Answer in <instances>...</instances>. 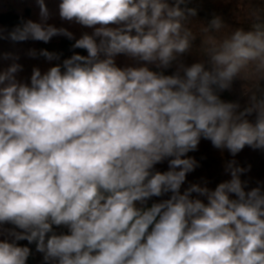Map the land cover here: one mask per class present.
<instances>
[{
	"label": "clouds",
	"instance_id": "clouds-1",
	"mask_svg": "<svg viewBox=\"0 0 264 264\" xmlns=\"http://www.w3.org/2000/svg\"><path fill=\"white\" fill-rule=\"evenodd\" d=\"M189 2L61 0L62 21L92 29L72 45L87 55L43 74L34 68L30 84L16 79L18 63L0 71V233L13 238L0 240V264H26L30 249L21 240L35 243L45 264H264V192L245 190L248 169L231 162V179L214 190L180 191L198 166L184 157L202 138L233 156L245 146L264 150V7L249 10L248 30L218 38L211 34L225 28L218 16L203 27L210 68L150 70L192 48L197 35L185 22L197 9ZM36 3L40 21H23L6 37L0 29V39H73L47 23L45 0ZM120 54L142 66L118 67ZM236 78L251 81L242 110L218 94ZM253 113L255 123L247 119ZM167 158L168 171H152Z\"/></svg>",
	"mask_w": 264,
	"mask_h": 264
},
{
	"label": "trees",
	"instance_id": "trees-1",
	"mask_svg": "<svg viewBox=\"0 0 264 264\" xmlns=\"http://www.w3.org/2000/svg\"><path fill=\"white\" fill-rule=\"evenodd\" d=\"M61 0H45L46 6L51 10L59 9ZM171 3L172 0H169ZM58 4V5H57ZM184 7V5H181ZM187 7L197 9V15L187 19L186 26L192 28V31L197 38L193 41L192 48L177 57L176 61L166 69L157 68L156 65H147L150 70L163 72L165 75H172L176 72L179 64L190 66L193 63L204 62L205 67L210 68L208 57L203 53L202 38L205 34L202 32L203 27H207L214 17H220L225 26L218 33H211L218 38L227 35L236 28L243 27L248 30L249 20L248 12L250 9L264 7V0H190ZM39 12V7L36 0H0V29H3V35L6 37L14 27L21 24L23 21L32 20L39 22L36 18ZM49 21V20H48ZM51 21L56 22V27H66V24H71L67 21H62L57 15H52ZM75 25V26H74ZM76 24L73 23V28ZM70 31V30H69ZM71 32V31H70ZM85 32L89 34L92 29L84 28L73 29V39L65 36H55L47 43L43 41L27 40L23 42H13L10 39H0V71L6 70L13 62L22 66V69L16 74V79L21 83H29L34 68H38L41 73L47 72L51 67L57 64L62 65L64 59L70 58L73 54L87 55L84 49H75L72 45L76 39H79ZM42 50H47L51 53L59 55L58 60L48 61L40 55ZM35 52V56L30 55ZM5 54H10V57L5 59ZM115 62L118 67L126 66H142V62L132 60L126 55L120 54L115 57ZM63 71V68H62ZM251 81H244L239 78L234 79L230 89L219 92V96L226 102H238L241 109L248 103L249 93L245 91V85ZM261 87H264V80L260 81ZM247 119L255 123L256 114L253 113ZM191 157L197 162V167L187 174L185 183L181 186L183 193L192 184H198L201 187H207L214 190L216 186L231 179L230 173L226 171L229 163L234 162V166H239L248 169L241 175V180L246 181L245 190L249 191L252 188L260 187L264 192V150L245 148L236 155H232L227 149L221 150L213 147L211 142L206 139H201L197 150L190 151L184 158ZM167 158L161 163L154 166L153 172H165L169 170ZM171 193L164 194L161 197H152L147 201V204L161 202L170 198ZM193 198H200L207 203L206 197H199L196 193L192 194ZM234 198V197H233ZM10 224L4 225L3 229H12ZM16 231H20L16 229ZM53 231L56 234H69L68 230L62 226H53ZM51 235V233L49 234ZM8 239L10 242L13 239L6 232L0 233V240ZM18 246H27L30 249V255L26 264H45L43 254L36 251L35 243L29 244L26 240L16 242Z\"/></svg>",
	"mask_w": 264,
	"mask_h": 264
},
{
	"label": "rangeland",
	"instance_id": "rangeland-1",
	"mask_svg": "<svg viewBox=\"0 0 264 264\" xmlns=\"http://www.w3.org/2000/svg\"><path fill=\"white\" fill-rule=\"evenodd\" d=\"M58 5V4H57ZM49 12H50V17H49V21H47V23H49V24H53V25H57V23L56 22H53V21H51V17H52V15H57L58 13H59V9H56V10H51V8L49 9ZM36 18H37V20L38 21H40V15H39V12H38V15L36 16ZM65 25H66V27H67V29L68 30H70L71 32H73V29L75 28L76 30H78V29H81L82 28V26H80V25H78V24H76V27H74L73 28V23H71V24H66V22H65ZM75 26V25H74Z\"/></svg>",
	"mask_w": 264,
	"mask_h": 264
},
{
	"label": "crops",
	"instance_id": "crops-1",
	"mask_svg": "<svg viewBox=\"0 0 264 264\" xmlns=\"http://www.w3.org/2000/svg\"><path fill=\"white\" fill-rule=\"evenodd\" d=\"M141 206H142V205H140L139 202H137V207H141ZM147 206L150 207L151 205L147 204ZM62 227H64V226H62ZM64 228L67 229L66 227H64ZM67 230H68V229H67Z\"/></svg>",
	"mask_w": 264,
	"mask_h": 264
}]
</instances>
